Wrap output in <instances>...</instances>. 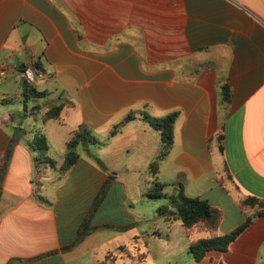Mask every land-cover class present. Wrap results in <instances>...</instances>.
Instances as JSON below:
<instances>
[{
  "label": "crops",
  "instance_id": "1",
  "mask_svg": "<svg viewBox=\"0 0 264 264\" xmlns=\"http://www.w3.org/2000/svg\"><path fill=\"white\" fill-rule=\"evenodd\" d=\"M30 60L41 71L30 83L45 93L23 98ZM0 67V264H264L261 215L194 260L188 241L206 231L187 233L155 209L151 229L134 204L150 198L152 179L166 194L181 186L220 209L223 233L250 210L240 197L264 198V0H0ZM57 103L58 116L42 119ZM172 110V144L150 175L159 134L142 115ZM80 124L104 142L78 144L59 172ZM35 127L54 160L42 198L26 144ZM104 229L111 248L96 241Z\"/></svg>",
  "mask_w": 264,
  "mask_h": 264
},
{
  "label": "trees",
  "instance_id": "2",
  "mask_svg": "<svg viewBox=\"0 0 264 264\" xmlns=\"http://www.w3.org/2000/svg\"><path fill=\"white\" fill-rule=\"evenodd\" d=\"M21 93L22 97L30 95L41 96L45 93L44 90L35 89L31 81L21 78ZM219 93L222 101H227L229 97V86L227 83L222 82L219 85ZM25 100V99H24ZM61 103L50 106L44 111L41 118L57 117ZM25 110V105L23 106ZM176 111H169L161 116H151L147 113H143V117L147 120L159 134V146L154 158L147 165V172L150 175H154L157 171L159 161L168 152L172 140H173V122L176 117ZM131 116L127 113L124 119ZM115 130V126L109 131L111 134ZM216 138L220 139L221 132L216 133ZM17 135H12L8 141L5 154L7 155L11 145L16 140ZM104 142V139H99L95 136L86 126L80 124L70 131L68 138L64 142V149L62 155V161L58 166L59 172L66 170L78 157L77 147L78 144H83L85 147L88 144H100ZM30 152L31 161L33 166V182L34 191L36 196L42 198L38 193L40 185V176L42 175V168L45 166H54V160L47 155V141L44 133L39 128H33L31 130V136L26 142ZM218 148L222 150L221 144L218 143ZM97 160V158H96ZM98 161V160H97ZM4 164V163H3ZM3 164L2 167L3 168ZM163 184L155 179L151 180V183L145 188V194L150 197L165 196L166 202L155 207L157 214H163L164 217H177L179 218L182 226L187 233H191L193 230H204L207 232L205 236H199L190 238L188 241V252L194 260H198L207 249L223 250L227 247L228 243L238 234V232L250 221L254 215H261L264 217V198L257 197L255 195H245L238 199V205L240 208H250L249 211L244 210V219L237 226L231 228L229 231L218 233L216 231L221 211L218 207L209 204L204 198L199 196H191L186 194L182 187L179 186L175 193L166 194L162 191ZM105 184L100 188L94 198V203L102 193ZM93 206V204H92ZM85 222L80 223L77 229V235L84 233Z\"/></svg>",
  "mask_w": 264,
  "mask_h": 264
},
{
  "label": "rangeland",
  "instance_id": "3",
  "mask_svg": "<svg viewBox=\"0 0 264 264\" xmlns=\"http://www.w3.org/2000/svg\"><path fill=\"white\" fill-rule=\"evenodd\" d=\"M51 147L53 148V146H51ZM50 151H52V149H50ZM130 182H132V181H130ZM129 184H130L129 185V188H131L133 184H131V183H129ZM165 198H164V196L150 197V198H145V200H144L145 202H136V203H134L136 207L140 204L141 208H144L145 212H148V213H145V215H144L145 217L151 215L150 216L151 218L148 219V222L151 225V229L155 228L153 225H154V222L156 223V220L153 219V217L155 215L154 214L155 213L154 212V209H155L156 206L165 203L166 200H167V198L166 199ZM107 234H108V231L104 229L103 232H102V234H101V236H99L98 237L99 239H97L96 241L97 242H100V240H102L103 246H107V247H110L111 248L112 242L109 239H108L109 241H106L105 240ZM156 241L158 243V240L157 239L155 240V242ZM88 244L89 245H91V244L94 245L95 244V240H93L92 243L89 242ZM155 247H156V245H155ZM156 253H158V247H156ZM98 258L100 259L101 257H98Z\"/></svg>",
  "mask_w": 264,
  "mask_h": 264
},
{
  "label": "built area",
  "instance_id": "4",
  "mask_svg": "<svg viewBox=\"0 0 264 264\" xmlns=\"http://www.w3.org/2000/svg\"><path fill=\"white\" fill-rule=\"evenodd\" d=\"M6 68L0 67V78L5 74ZM20 75L29 81H33L36 76L41 75V71L36 67L33 60L24 63L20 68Z\"/></svg>",
  "mask_w": 264,
  "mask_h": 264
},
{
  "label": "water",
  "instance_id": "5",
  "mask_svg": "<svg viewBox=\"0 0 264 264\" xmlns=\"http://www.w3.org/2000/svg\"><path fill=\"white\" fill-rule=\"evenodd\" d=\"M20 66H22V64Z\"/></svg>",
  "mask_w": 264,
  "mask_h": 264
}]
</instances>
